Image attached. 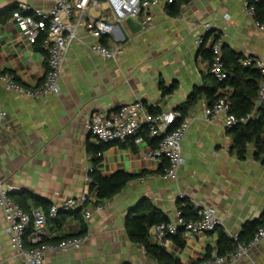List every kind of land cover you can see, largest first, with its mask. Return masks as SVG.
Returning a JSON list of instances; mask_svg holds the SVG:
<instances>
[{"label":"crops","instance_id":"0c3cea01","mask_svg":"<svg viewBox=\"0 0 264 264\" xmlns=\"http://www.w3.org/2000/svg\"><path fill=\"white\" fill-rule=\"evenodd\" d=\"M18 1L0 0V75L12 73L24 86L36 87L44 79L48 56L21 33L10 19L11 10H5ZM24 1L43 8L54 2ZM244 1L191 0L173 16L167 11L166 0H161L150 10L152 29L138 28L134 20L135 30L126 23L116 24L112 33L100 39L106 46L122 44L116 59L93 52L90 45L96 39L81 28L67 53L58 94L41 99L19 97L0 84V106L5 111L0 120V174L20 188L12 196L27 212L40 209L46 214L48 237L78 234L77 219L60 211L61 225H55L50 220V207L89 190V172L94 167L102 175L117 171L133 174L119 193L100 204L101 208L89 204L91 216L84 217L88 234L83 245L48 252L47 262L157 264L142 244L129 238L125 227L129 214L145 212L149 204L169 220L176 219L181 203L212 206L222 220L220 228L228 234L247 222L264 219V161L255 157L252 143L244 159L237 157L232 151V132L221 122L205 119L204 109L209 103L205 97L186 107L189 127L182 140L184 163L176 179L165 176L166 160L157 162L148 156L154 145L146 140L145 127L138 132L140 140L106 144L95 154L92 147L100 143L92 139L85 126L93 111H112L137 99L152 106L153 113L186 106L194 88L203 84L209 72V61L196 42L201 34L209 39L218 35L225 47L264 60V28L257 27L246 13ZM92 14L114 21L106 11ZM205 23L211 24V32L205 31ZM161 81L165 86L176 84L173 91L163 94ZM26 190L47 199L48 208L37 204ZM90 194L94 197L93 192ZM26 235V241L31 242L29 233ZM180 238L183 246L174 239L161 246L184 264H191L216 247L218 230L181 234ZM0 264H23L1 207ZM235 264H264V239Z\"/></svg>","mask_w":264,"mask_h":264},{"label":"built area","instance_id":"2783aa9c","mask_svg":"<svg viewBox=\"0 0 264 264\" xmlns=\"http://www.w3.org/2000/svg\"><path fill=\"white\" fill-rule=\"evenodd\" d=\"M258 0H245L244 8L251 16L255 25L264 28V22L256 18V8L253 4ZM161 0H54L48 8L34 7L27 1L20 0L14 3L10 19L18 26L21 33L28 38L30 43L41 39L42 46L48 56L47 70L43 81L36 87H26L21 84L12 73L0 75V84L14 92L17 96L34 99L46 98L50 94L61 92L60 78L63 74L67 53L72 44L78 39L79 30H87L96 41L90 45L93 52L105 57L116 59L122 52V44L116 42L110 46L103 44L100 39L113 32L116 24L125 25L127 18L137 21L140 28L150 30L154 26V16L151 8L158 6ZM173 0H166V5ZM92 11L109 12L114 21L102 16H95ZM206 32L212 31L210 23L203 25ZM201 34L196 42L206 47H211L213 58L209 62V72L219 81L228 78V72L222 61L223 41L220 37H204ZM244 66H254L264 74V60L259 57L247 56L242 61ZM220 96L204 109L205 119L208 122H221L227 129L240 123H245L250 115H237L231 111L229 99V86L220 88ZM264 99V82L259 91V101ZM180 110H168L153 113L149 106L137 99L124 103L115 110L93 111L87 121L86 130L92 139L98 143H113L125 141L129 138L140 140L138 132L145 127L150 138H156L157 144L148 151V156L163 162L168 166L165 176L176 179L184 163L182 154V140L189 127V121L182 119L174 126L177 119L181 118ZM5 117V111L0 106V120ZM101 155V153H98ZM89 181L92 177L89 176ZM20 188L13 186L0 174V207L2 209L7 230L11 235L13 246L22 257L23 264H59L49 263L46 260L48 252H65L72 248H80L86 241V236L73 235L56 242H43L48 237L47 216L40 209L27 212L22 205L12 196L13 191ZM89 190L83 191L75 197H67L50 207V215L56 216L61 210L68 211L73 208L83 207L84 217L91 216L89 204L94 202ZM89 203V204H88ZM88 204V205H87ZM195 218H186L181 210H177L176 219L162 221L154 224L149 229L151 241L159 245H166L179 233L184 235L199 234L201 232H214L221 225L222 220L212 206H198ZM101 208V205H95ZM29 231V240L37 244L26 245V234ZM229 235L237 243L233 250L220 253L217 247L212 248L209 257L195 261L191 264H235L244 258L252 245L264 239V225L260 226L253 234L249 243L239 241V231L230 232Z\"/></svg>","mask_w":264,"mask_h":264},{"label":"trees","instance_id":"16d2710c","mask_svg":"<svg viewBox=\"0 0 264 264\" xmlns=\"http://www.w3.org/2000/svg\"><path fill=\"white\" fill-rule=\"evenodd\" d=\"M190 1L191 0H173L171 4L166 5L167 11L170 15H178L182 5L187 4ZM253 4L256 8V18L260 22H264V0L254 1ZM9 9L12 13L14 4L5 10L7 11ZM206 36L204 37L206 38ZM218 37V35H215V38ZM34 44L38 49L44 50L41 39L38 38ZM199 48L204 58L211 62L213 58L212 48L206 47L205 43L201 44ZM245 58L246 57L244 55L223 45L222 61L224 68L228 72V78L225 81H219L211 72L204 75L203 84L194 88L186 106L179 107L182 116L176 120L174 126L185 118L187 113L186 107L189 104L205 97L209 101L208 105H211L221 95L219 91L220 88L229 85L232 87V90L228 94L231 101V111L240 116L250 115L247 122L240 123L229 129L233 136L232 151L236 153L238 158L244 159L248 151V146L252 143L255 147V157L264 161V99L259 101V91L261 84L264 82V74L260 71V69L254 66H244L242 61ZM175 85L176 84L173 83L170 86H165L161 81L160 87L163 94H168L173 91ZM149 108L151 111H154L152 106H149ZM144 136L149 143L154 146L157 144L158 140L156 138H150L147 131L144 132ZM105 145L106 144L104 143H100L99 146H93L92 149L96 154L102 150ZM89 174L92 177V180L89 182V192L94 193L95 201L91 202L94 206L103 204L106 199H109L119 193L133 178V174L127 171H117L110 175H102L95 167L89 172ZM26 193L31 196L37 204L43 205L44 208L47 209L50 205V202L47 199L38 196L33 192L26 190ZM146 210L147 211L140 214H129L127 216L125 227L129 238L133 242L142 244L145 247L147 255L155 260L157 264H184L180 257L172 254L163 246L152 242L149 236V229L151 226L162 221H168L169 218L161 210L151 204L147 205ZM178 210H181L183 216L188 219L195 218L197 216L196 206L190 202L184 204L181 203ZM65 212L72 215L79 221L80 230L77 235L87 236L88 226L84 219V208L77 207ZM58 214L56 216H51L50 220L55 225L60 226L62 218L58 217ZM262 225H264L263 218L247 222L243 228L239 230V241L247 243L250 242L255 231ZM216 230H218V239L216 244L218 251L220 253H226L229 250H233L237 245L235 240L223 228H220V226H218ZM180 235V233L175 235L173 239L178 245L183 246L184 241L181 240ZM67 237L70 236L63 235L45 237L43 242H56ZM26 245L35 246L37 244L26 241ZM211 252L212 248H209L204 258L209 257Z\"/></svg>","mask_w":264,"mask_h":264},{"label":"water","instance_id":"95a60500","mask_svg":"<svg viewBox=\"0 0 264 264\" xmlns=\"http://www.w3.org/2000/svg\"><path fill=\"white\" fill-rule=\"evenodd\" d=\"M125 23L130 27L131 30H135V27H134L135 22L132 18H127ZM138 28H140L139 24H138ZM13 192H15V191H13Z\"/></svg>","mask_w":264,"mask_h":264}]
</instances>
